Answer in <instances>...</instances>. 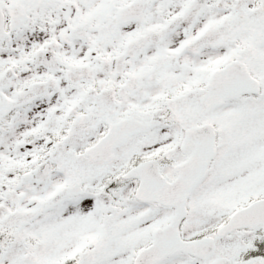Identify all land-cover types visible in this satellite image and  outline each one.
<instances>
[{
    "label": "snow or ice",
    "instance_id": "6c2138e0",
    "mask_svg": "<svg viewBox=\"0 0 264 264\" xmlns=\"http://www.w3.org/2000/svg\"><path fill=\"white\" fill-rule=\"evenodd\" d=\"M0 264H264V0H0Z\"/></svg>",
    "mask_w": 264,
    "mask_h": 264
}]
</instances>
